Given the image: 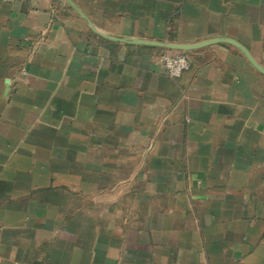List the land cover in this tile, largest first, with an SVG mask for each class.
<instances>
[{
  "label": "crops",
  "instance_id": "1",
  "mask_svg": "<svg viewBox=\"0 0 264 264\" xmlns=\"http://www.w3.org/2000/svg\"><path fill=\"white\" fill-rule=\"evenodd\" d=\"M0 264H264V0H0Z\"/></svg>",
  "mask_w": 264,
  "mask_h": 264
},
{
  "label": "built area",
  "instance_id": "2",
  "mask_svg": "<svg viewBox=\"0 0 264 264\" xmlns=\"http://www.w3.org/2000/svg\"><path fill=\"white\" fill-rule=\"evenodd\" d=\"M5 1L11 2L14 0ZM161 62L165 67L167 73L173 78L180 77L183 72L189 69L191 66L190 57L183 52H164L161 56Z\"/></svg>",
  "mask_w": 264,
  "mask_h": 264
}]
</instances>
